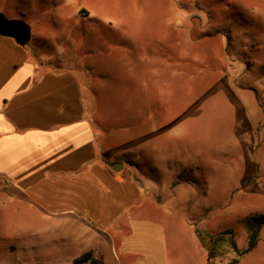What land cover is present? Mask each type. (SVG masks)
Listing matches in <instances>:
<instances>
[{
    "label": "rangeland",
    "instance_id": "obj_1",
    "mask_svg": "<svg viewBox=\"0 0 264 264\" xmlns=\"http://www.w3.org/2000/svg\"><path fill=\"white\" fill-rule=\"evenodd\" d=\"M0 12L29 24L42 69L79 74L97 148L135 190L95 223L0 190V264H72L88 248L97 264H264V0H0ZM248 220L257 241L242 253Z\"/></svg>",
    "mask_w": 264,
    "mask_h": 264
},
{
    "label": "crops",
    "instance_id": "obj_2",
    "mask_svg": "<svg viewBox=\"0 0 264 264\" xmlns=\"http://www.w3.org/2000/svg\"><path fill=\"white\" fill-rule=\"evenodd\" d=\"M83 89L74 70L42 69L25 45L0 35V190L58 219L95 223L135 190L97 148ZM98 250L83 253L97 264Z\"/></svg>",
    "mask_w": 264,
    "mask_h": 264
},
{
    "label": "water",
    "instance_id": "obj_3",
    "mask_svg": "<svg viewBox=\"0 0 264 264\" xmlns=\"http://www.w3.org/2000/svg\"><path fill=\"white\" fill-rule=\"evenodd\" d=\"M0 35L12 38L17 44L24 46L31 37V29L27 22L19 18H8L0 12ZM108 166L113 170H120L119 162H109Z\"/></svg>",
    "mask_w": 264,
    "mask_h": 264
},
{
    "label": "trees",
    "instance_id": "obj_4",
    "mask_svg": "<svg viewBox=\"0 0 264 264\" xmlns=\"http://www.w3.org/2000/svg\"><path fill=\"white\" fill-rule=\"evenodd\" d=\"M246 226L248 229V242H247V247L242 251V253H245L249 250H251L257 241V235H258V228H259V224L256 222H252V221H247L246 222ZM198 236V234H197ZM199 237V236H198ZM231 246L232 248L235 249V243L231 240ZM213 256V253L207 249V259L210 260V258ZM235 259H231L229 261V264H234L235 263ZM84 262H89V264H96V260L93 258L92 256V252L91 251H86L83 254H81L79 257H77L73 263L74 264H80V263H84ZM212 264V263H210Z\"/></svg>",
    "mask_w": 264,
    "mask_h": 264
}]
</instances>
